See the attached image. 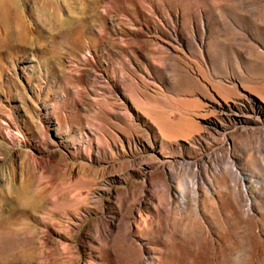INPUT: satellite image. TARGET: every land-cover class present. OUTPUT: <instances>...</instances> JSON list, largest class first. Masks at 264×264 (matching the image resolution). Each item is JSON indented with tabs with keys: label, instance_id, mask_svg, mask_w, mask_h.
<instances>
[{
	"label": "rangeland",
	"instance_id": "rangeland-1",
	"mask_svg": "<svg viewBox=\"0 0 264 264\" xmlns=\"http://www.w3.org/2000/svg\"><path fill=\"white\" fill-rule=\"evenodd\" d=\"M11 3L0 264H264V0Z\"/></svg>",
	"mask_w": 264,
	"mask_h": 264
},
{
	"label": "bare ground",
	"instance_id": "bare-ground-1",
	"mask_svg": "<svg viewBox=\"0 0 264 264\" xmlns=\"http://www.w3.org/2000/svg\"><path fill=\"white\" fill-rule=\"evenodd\" d=\"M12 2L15 0H3L2 8L0 10V27L2 32V37H8L14 39V35H17L19 38L25 36V29L23 26V15L22 13L12 6ZM10 4V5H8ZM16 3H14L15 5ZM47 10L43 8L42 14L46 13ZM47 16V15H46ZM44 23L51 26L53 19L50 17H45ZM13 22V26L11 25ZM15 33V34H14Z\"/></svg>",
	"mask_w": 264,
	"mask_h": 264
}]
</instances>
